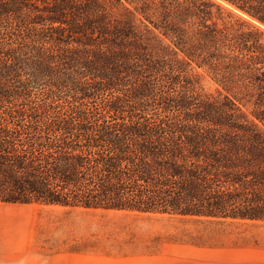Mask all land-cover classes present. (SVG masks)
Masks as SVG:
<instances>
[{
	"label": "trees",
	"instance_id": "16d2710c",
	"mask_svg": "<svg viewBox=\"0 0 264 264\" xmlns=\"http://www.w3.org/2000/svg\"><path fill=\"white\" fill-rule=\"evenodd\" d=\"M223 1L0 0V201L264 221V0Z\"/></svg>",
	"mask_w": 264,
	"mask_h": 264
},
{
	"label": "rangeland",
	"instance_id": "374dc122",
	"mask_svg": "<svg viewBox=\"0 0 264 264\" xmlns=\"http://www.w3.org/2000/svg\"><path fill=\"white\" fill-rule=\"evenodd\" d=\"M0 264H264V221L0 201Z\"/></svg>",
	"mask_w": 264,
	"mask_h": 264
},
{
	"label": "bare ground",
	"instance_id": "6f19581e",
	"mask_svg": "<svg viewBox=\"0 0 264 264\" xmlns=\"http://www.w3.org/2000/svg\"><path fill=\"white\" fill-rule=\"evenodd\" d=\"M219 1H222L223 3H225V4H227L225 1H223V0H219ZM230 5V4H229Z\"/></svg>",
	"mask_w": 264,
	"mask_h": 264
}]
</instances>
